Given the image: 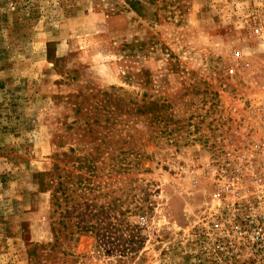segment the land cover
<instances>
[{
  "label": "rangeland",
  "instance_id": "obj_1",
  "mask_svg": "<svg viewBox=\"0 0 264 264\" xmlns=\"http://www.w3.org/2000/svg\"><path fill=\"white\" fill-rule=\"evenodd\" d=\"M263 135L264 0H0V264H205Z\"/></svg>",
  "mask_w": 264,
  "mask_h": 264
},
{
  "label": "built area",
  "instance_id": "obj_2",
  "mask_svg": "<svg viewBox=\"0 0 264 264\" xmlns=\"http://www.w3.org/2000/svg\"><path fill=\"white\" fill-rule=\"evenodd\" d=\"M216 158L212 203L193 241L205 264H264V135Z\"/></svg>",
  "mask_w": 264,
  "mask_h": 264
}]
</instances>
